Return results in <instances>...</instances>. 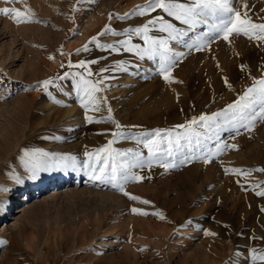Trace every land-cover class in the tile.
I'll use <instances>...</instances> for the list:
<instances>
[{"label":"rangeland","instance_id":"rangeland-1","mask_svg":"<svg viewBox=\"0 0 264 264\" xmlns=\"http://www.w3.org/2000/svg\"><path fill=\"white\" fill-rule=\"evenodd\" d=\"M145 2L0 0V8H16L33 21L15 23L11 15L0 14V186L11 189L0 192V264H229L237 251L242 254L240 264H264L253 262L247 251H264V197L256 195L264 190V172L248 176L225 172L264 169V120L255 121L249 130L242 126L247 121L220 118L222 127L215 130L219 142L237 147H228L209 163L198 157L215 152V132L213 139L202 141L203 151L190 154L197 158L188 163L168 171L155 163L150 170L133 169L144 179L127 182L124 190L138 201L92 181L79 166L87 161L86 152L95 160V150L114 139L111 133L116 127L106 120L108 108L121 130L139 137L221 111L254 81L264 79V42L242 34L230 42L220 39L210 50L189 53L177 48L186 55L172 69L171 83L157 73L156 62L89 44L106 25L118 31L142 25L147 16L110 20L109 14L123 16ZM244 3L253 21L262 22L264 0H240L236 6L243 11ZM126 38L107 34L99 37V43ZM132 43L143 45L135 35ZM86 44L91 50L77 55L76 50ZM100 57L107 59L90 65L93 72L104 66L113 70L104 74L105 90L96 94L102 99L99 111L80 106L70 80L57 81L62 89L50 86L51 97L38 87L66 71H78L67 67L69 60L75 65ZM120 60L127 72L115 68ZM101 118L105 122H95ZM112 147L148 156L134 140L121 138ZM35 149L74 155L78 165L75 170L50 166L30 179L24 152ZM13 175L22 183L17 184ZM132 208L149 214L132 213Z\"/></svg>","mask_w":264,"mask_h":264},{"label":"snow or ice","instance_id":"snow-or-ice-1","mask_svg":"<svg viewBox=\"0 0 264 264\" xmlns=\"http://www.w3.org/2000/svg\"><path fill=\"white\" fill-rule=\"evenodd\" d=\"M6 2L15 3L18 0H6ZM239 2L240 0H146L144 4L137 5L132 13H126L123 16L109 14L110 20H125L131 15L141 18L147 16L146 22L140 26L125 28L122 31L106 25L97 36L90 39L89 44H94L96 48L108 50L112 53H120L121 51L132 53L138 60L147 59L156 62L157 73L162 76L164 81L171 83L172 69L186 55L185 51H177V48L186 49L189 53L210 50L212 43L220 39L230 42V38L241 34L249 40L264 42V16L260 17L262 22H254L249 14V5L244 3V10L241 11L236 6ZM80 3L81 0H77V4ZM153 13H156V15H152ZM0 14L5 17L11 15L15 23L33 22L27 18L25 12H21L16 8H0ZM166 17L173 19L169 20ZM173 21H178L182 26H177ZM107 34L114 36L123 34L127 38L118 40L115 43H99V37ZM133 35L139 37L143 41V45L132 43ZM89 44L84 45L82 49H77L76 54L79 55L81 51L89 52L91 50ZM101 59H107V57L87 61L82 59L76 62L75 65L69 60L67 67L69 69L76 67L79 69L78 71H66L54 79L50 78L40 82L38 87H42L44 92L51 97L50 86L62 89L63 86L57 81L70 80L72 88L80 96V106L85 109L91 108L93 111H99L102 99L98 100L96 94L105 90L102 87L105 79L104 74L113 70V66H104L93 72L90 65L99 64ZM61 67H64V65H61ZM137 67L139 66L137 65ZM244 67L242 65L241 69L243 70ZM115 68L123 72L128 71V67L123 60L116 61ZM225 83L229 88L231 87L230 84H227V80H225ZM53 101L61 103V101L55 100L54 97ZM257 105H259L258 109ZM111 112L112 109L108 108L109 115L106 120L115 123L116 131L111 133L114 139L109 140L105 147L95 150L97 157L95 160L93 159V153L86 152L85 155L88 159L80 163L79 166L89 175L92 181L110 185L130 200L138 201L140 200L139 197L124 190V185L127 182L144 179V177L134 173L133 169L142 171L145 167H148L150 170L155 163L168 171L197 158L190 154L194 153L196 149L204 150L202 141L206 143L208 140L213 139L215 130L222 127L220 118H224V122L247 121V124H242V126L248 127L249 130L254 126L255 121L264 120V79L254 81L253 85L247 87L235 102L228 104L221 111L214 112L211 115L201 114L198 117L191 118L186 123L175 125L174 128L155 129L151 133L142 132L139 137L129 135L121 130L122 125L113 120ZM86 119L93 122V117L87 114ZM95 122H105V118ZM131 127L135 128L137 126ZM215 136V152H205L204 155L198 157L204 163L211 162L215 156L222 154L228 147L233 149L237 147L234 144H221L218 132H215ZM121 138L134 140L138 146L143 145L148 152L147 159L144 158L142 152L136 149L120 150L113 148L112 145ZM100 153L106 155L100 157ZM24 157L23 165L28 169L30 179H36L38 172L47 171L50 166L75 170L78 165L77 157L74 155H50L41 152L39 149L25 151ZM229 171L248 176L252 171L264 172V169H250L247 171L240 168L225 169L226 173ZM11 178L17 184L22 183L18 175H13ZM9 191L11 189L0 186V192ZM256 195L264 197V190L257 191ZM141 202L145 205L150 203L148 200ZM2 203L3 201H0V204ZM131 212L145 216L149 214L139 208H132ZM155 214L160 215V218L163 219L161 214ZM189 223L191 222L189 221ZM205 235H215V233L205 231ZM247 251L250 253V259L253 262L256 260L264 262V251H258L255 248L247 249ZM234 257L235 259L230 260L229 264H240L242 254L237 251L234 253Z\"/></svg>","mask_w":264,"mask_h":264},{"label":"bare ground","instance_id":"bare-ground-1","mask_svg":"<svg viewBox=\"0 0 264 264\" xmlns=\"http://www.w3.org/2000/svg\"><path fill=\"white\" fill-rule=\"evenodd\" d=\"M91 18H93V17H91ZM89 21H90V20H89ZM91 21H93V20L91 19ZM88 23H89V22H88ZM88 23H87V24H88ZM92 23H93V22H92ZM122 206H123V205H122ZM128 221H129V222L126 221L127 224H128V223L130 224V220H128ZM127 226H129V225H127Z\"/></svg>","mask_w":264,"mask_h":264}]
</instances>
